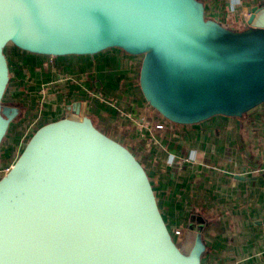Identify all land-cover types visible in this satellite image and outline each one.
Here are the masks:
<instances>
[{
    "label": "water",
    "instance_id": "95a60500",
    "mask_svg": "<svg viewBox=\"0 0 264 264\" xmlns=\"http://www.w3.org/2000/svg\"><path fill=\"white\" fill-rule=\"evenodd\" d=\"M8 47L52 59L115 49L139 59V92L166 122L240 119L264 104V5L233 30L203 0H0V264H202L209 221L170 231L143 164L81 101L38 123L2 172L25 111L5 101Z\"/></svg>",
    "mask_w": 264,
    "mask_h": 264
},
{
    "label": "crops",
    "instance_id": "0c3cea01",
    "mask_svg": "<svg viewBox=\"0 0 264 264\" xmlns=\"http://www.w3.org/2000/svg\"><path fill=\"white\" fill-rule=\"evenodd\" d=\"M203 1L209 17L233 30L246 26L252 7L264 5V0ZM8 52L7 59L16 57L8 59L5 101L18 102L25 111L9 129L2 159L11 145L22 149L38 123L58 119L67 105L81 101L98 128L143 164L170 231H181L193 217L209 221L202 233L207 246L202 264H264V104L240 119L216 116L174 125L141 96L137 57L115 49L56 59ZM170 153L172 164L167 163Z\"/></svg>",
    "mask_w": 264,
    "mask_h": 264
},
{
    "label": "rangeland",
    "instance_id": "374dc122",
    "mask_svg": "<svg viewBox=\"0 0 264 264\" xmlns=\"http://www.w3.org/2000/svg\"><path fill=\"white\" fill-rule=\"evenodd\" d=\"M7 49H9V47L7 48ZM9 54V52L8 51H6V54ZM10 55V54H9ZM15 57H16V54L14 55V54H12V57H8V59H9V61H11V59H15ZM21 57V56H20ZM19 57V58H20ZM16 62V61H15ZM17 63V62H16ZM137 68V67H136ZM77 76V74H73V76L72 75H67L66 77H76ZM83 76H85L84 74H83ZM70 79H72V78H70ZM70 79H68V80H70ZM65 80V79H64ZM45 94H46V91L45 92H43L42 91V99L44 98V96H45ZM112 100V99H111ZM106 101H109V100H106ZM37 120V119H36ZM12 146V148L13 149H11V150H9V151H7V153H8V157H6V159H5V161L3 162V164H4V166H3V168H1V169H9L10 167H11V165L15 162V160L17 159V157L19 156V154H20V152H21V150L22 149H19V148H16L15 147V145H11ZM4 149H7L6 147H4Z\"/></svg>",
    "mask_w": 264,
    "mask_h": 264
},
{
    "label": "clouds",
    "instance_id": "9594fccd",
    "mask_svg": "<svg viewBox=\"0 0 264 264\" xmlns=\"http://www.w3.org/2000/svg\"><path fill=\"white\" fill-rule=\"evenodd\" d=\"M195 155L196 153L193 151L192 153H190V158H195ZM174 160H175V155L170 153L167 157V163L172 164Z\"/></svg>",
    "mask_w": 264,
    "mask_h": 264
},
{
    "label": "built area",
    "instance_id": "2783aa9c",
    "mask_svg": "<svg viewBox=\"0 0 264 264\" xmlns=\"http://www.w3.org/2000/svg\"><path fill=\"white\" fill-rule=\"evenodd\" d=\"M156 128H157V129H162L163 126H162L161 124H157V125H156ZM7 170H8V168H7V169H4L2 172L4 173V172H6ZM178 233H179V232L176 231V234H178Z\"/></svg>",
    "mask_w": 264,
    "mask_h": 264
}]
</instances>
